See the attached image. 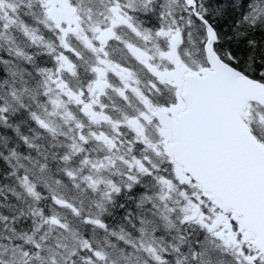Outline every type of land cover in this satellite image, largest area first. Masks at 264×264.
Wrapping results in <instances>:
<instances>
[{"label": "snow or ice", "instance_id": "6c2138e0", "mask_svg": "<svg viewBox=\"0 0 264 264\" xmlns=\"http://www.w3.org/2000/svg\"><path fill=\"white\" fill-rule=\"evenodd\" d=\"M0 264H264V0H0Z\"/></svg>", "mask_w": 264, "mask_h": 264}]
</instances>
